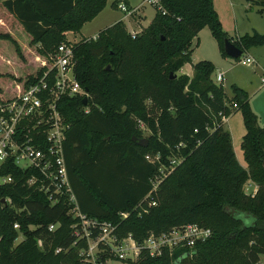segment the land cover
Returning <instances> with one entry per match:
<instances>
[{"label":"trees","instance_id":"trees-1","mask_svg":"<svg viewBox=\"0 0 264 264\" xmlns=\"http://www.w3.org/2000/svg\"><path fill=\"white\" fill-rule=\"evenodd\" d=\"M118 1L111 0L110 6L115 8ZM158 1L164 13L155 10L134 37L116 21L95 37L73 42V71L86 89L85 102L82 95H63L57 108L69 124L63 156L76 204L88 216L117 223L118 234L130 233L136 241L148 231L185 222L210 228V235L189 250H163L157 256L141 250L131 264H258L264 253V127L258 125L244 89L232 84L227 97L222 84L211 78L210 60L190 61L191 40L204 25L226 56L222 45L228 37L212 0ZM105 3L0 0V14H9L2 16L25 31L35 57H46L65 40V31H78ZM258 4L264 10V0ZM0 39H8L18 59H24L13 31H0ZM230 40L244 51L264 44V33L252 30ZM185 62L191 64L190 75L176 72ZM43 68L38 65L0 95L15 93L16 85L23 87ZM234 110L244 126L239 145L245 168L236 161L222 126L221 117ZM137 119L149 130L144 146L136 142L142 137ZM179 142L183 158L152 193L155 204L145 212L134 207L143 203L157 169L144 153L158 151L165 161ZM5 174L12 180L0 183V198H5L0 202V264H90L79 254L83 243L72 244L74 219L65 200L49 204L45 194L25 184L26 172L11 161L0 166V175ZM246 179L256 184L253 193L243 190ZM119 212L127 214L120 217ZM17 232L22 238L14 243ZM56 247L60 249L54 252Z\"/></svg>","mask_w":264,"mask_h":264},{"label":"built area","instance_id":"built-area-1","mask_svg":"<svg viewBox=\"0 0 264 264\" xmlns=\"http://www.w3.org/2000/svg\"><path fill=\"white\" fill-rule=\"evenodd\" d=\"M142 2L164 13L158 0ZM116 8L127 17L136 12L139 6L128 8L119 2ZM137 33L138 31L132 28L128 31L130 37ZM91 37H95V34ZM73 42L69 39L60 41L51 54L39 61V67L44 68L38 76L21 88L16 85L15 93L9 96L0 95V166L11 161L24 170L25 184L45 194L49 204L57 202L60 198L65 200L66 211L74 219L70 224L72 244L83 243L79 247V254L90 264H131L141 250L151 256H157L163 250L171 252L174 248L191 249L196 241L210 235L208 226L185 222L160 232L148 231L140 241H136L130 233L118 234L117 223L88 216L79 210L70 187L63 156V141L69 124L57 108V102L63 95H86L73 71ZM237 59L244 65L255 62L250 55ZM222 74V71L218 70L214 81L220 82ZM260 82H264V75L260 77ZM232 106H235V103H232ZM84 111H87V107ZM178 145L181 143L176 144L175 150L165 155V161L160 159L158 151L144 153V159L156 164L157 169L149 178L150 188L142 199L143 203L134 207H139L145 212L149 206L155 204L152 193L183 158ZM11 178L10 174L0 175V183L10 182ZM253 192L254 190L249 193ZM126 214L127 212H119L120 217ZM57 225V221L50 222L47 224V230H53ZM12 226L17 228V222ZM36 242L41 245L40 238ZM59 249L54 248V252ZM258 264L264 262L258 261Z\"/></svg>","mask_w":264,"mask_h":264},{"label":"rangeland","instance_id":"rangeland-1","mask_svg":"<svg viewBox=\"0 0 264 264\" xmlns=\"http://www.w3.org/2000/svg\"><path fill=\"white\" fill-rule=\"evenodd\" d=\"M142 1L143 0H120L117 2L127 3L128 8L139 6L136 10L137 13L134 12L130 16H127L129 17V21H126L125 26L127 32L130 28L139 32V28L146 26L154 15L155 9ZM260 1L261 0H212L213 8L217 14L221 29L228 38L234 39L238 35L250 33L252 30L264 33V10L258 4ZM110 2L111 0H106L100 12L90 21L84 22L74 36L64 33L65 39H75L76 41L80 37L88 36L112 24L115 19L125 14L116 7L113 8L110 6ZM138 14L143 17L139 25L134 23L137 22V19L141 18ZM4 30L9 32L13 31L14 36L18 39L21 55L24 58L23 60L18 59L13 45L8 39H0V91L3 89L7 94L10 84L18 82L26 77L28 73L31 75L36 71L39 60H41L43 56L39 55V59L36 58L37 56L35 57V55H38V53L35 50L34 44L28 42V35L25 31L21 30L12 19L0 14V31ZM191 48L190 58L193 62L199 59H211L208 58V56L214 57L217 54L218 58L217 60L214 58L213 62L215 63L212 70L213 76L216 69L220 68L222 70L223 79L220 83L223 86V90L228 95L231 93L232 84H237L239 87L243 88L248 94L249 106L257 116L258 125L264 127V82H260V77L264 75V44L250 46L241 52L238 57L250 55L255 60L251 65H244L238 62V57L221 55L218 51L215 39L210 34L208 27L204 25L192 38ZM212 52L214 53L213 55ZM216 66L218 68H216ZM181 71L184 72L185 70L181 69ZM5 72L13 73L16 77L12 78L6 74L3 75L2 73ZM213 76L211 78L214 80ZM233 114L228 124L232 125L235 149L241 151L239 143L241 134L244 132V127L239 110H234ZM137 124L141 126V134L145 137L149 133L148 128L138 119ZM238 158L241 163L246 166L241 153ZM247 182L250 183L252 187V182L245 180L242 188L246 193H249L247 191H249L250 187H246ZM21 238L22 234L17 232L14 243ZM259 261L264 262V253L259 255Z\"/></svg>","mask_w":264,"mask_h":264},{"label":"crops","instance_id":"crops-1","mask_svg":"<svg viewBox=\"0 0 264 264\" xmlns=\"http://www.w3.org/2000/svg\"><path fill=\"white\" fill-rule=\"evenodd\" d=\"M122 1V0H121ZM126 6H128L127 5V3H124ZM136 13H137V11H136ZM2 15H7V17H9L10 15L9 14H4V13H2ZM138 15H140V14H138ZM140 19H137V22H134L135 24H138L139 25V23L141 24V19L143 18L142 17V15H140ZM116 20L117 21H121V22H123V24H124V26H126V21H129V17H126V16H124V15H122L120 18H117V19H115L113 22H116ZM17 23V22H16ZM17 26L18 27H20L19 26V24L17 23ZM82 26V25H81ZM133 27V26H132ZM140 27V26H139ZM80 29V28H79ZM98 30V29H97ZM77 31H75V32H72V31H65V33L67 34V35H69V34H71L72 36H74L75 35V33H76ZM97 32V31H96ZM96 32H94V33H92V34H90V35H88V36H85V37H89V36H92L93 34H96ZM81 34V33H80ZM82 35V34H81ZM79 39V38H78ZM77 39V40H78ZM70 40V39H69ZM72 41H75V39L74 40H72ZM219 53V52H218ZM214 53L212 52V55H213ZM208 58H211V59H208V60H210L212 63L214 62V58L217 60V58H218V56H217V54L214 56V57H209L208 56ZM190 61H191V58H190ZM191 62H193V61H191ZM213 65H215V63H213ZM216 68H218L217 66H216ZM181 69H184L185 71L184 72H182L181 71ZM218 70H221L220 68L219 69H216L215 70V73L218 71ZM191 71H192V69H191V64H190V62H185V63H183L179 68H178V70H177V72L178 73H185V74H187V75H190L191 74ZM222 71V70H221ZM215 73H214V76H215ZM223 73V72H222ZM213 76V73L211 72V77ZM214 76H213V78H214ZM222 79H223V74H222ZM221 82V81H220ZM262 83V82H261ZM235 85H237V84H235ZM237 86H239V85H237ZM223 87V86H222ZM243 89V88H242ZM225 92V91H224ZM247 93V92H246ZM226 94V93H225ZM231 94H232V92L230 93V95H228V94H226V96L227 97H230L231 96ZM248 95V94H247ZM233 112H231V113H229L228 115H226V116H224L223 118H222V126L229 132V135H230V141H231V146H232V150H233V153H234V157H235V159H236V161L242 166V167H246V166H244L242 163H241V161L239 160V158H238V156H240V153H241V156H242V151H239L238 149H235V145H234V141H233V129H232V125H230V124H228L229 123V121L232 119V117H233ZM242 119V118H241ZM242 121V120H241ZM243 124V123H242ZM244 127V126H243ZM243 134V133H242ZM241 134V135H242ZM246 164V163H245ZM247 181H249V182H252L251 180H249V179H246ZM246 187L248 188V187H250L249 188V191H247V192H251V191H253V190H255V183L254 182H252V187H251V184L250 183H248L247 182V184H246ZM246 192V191H245Z\"/></svg>","mask_w":264,"mask_h":264},{"label":"water","instance_id":"water-1","mask_svg":"<svg viewBox=\"0 0 264 264\" xmlns=\"http://www.w3.org/2000/svg\"><path fill=\"white\" fill-rule=\"evenodd\" d=\"M222 48H223V51L225 52V54L227 55V56H232V57H238L240 54H241V52H242V50L239 48V47H237L233 42H232V40H230V39H228V38H224L223 39V45H222ZM108 66H106V68H107ZM84 90H86L85 88H84ZM83 98H82V100H83V102H85V96H82ZM132 139H134V137H132ZM136 142H137V144H139L140 146H144L145 145V143H146V137H144V136H142V137H140V138H137L136 139ZM0 202H5V198L4 197H1L0 198Z\"/></svg>","mask_w":264,"mask_h":264}]
</instances>
